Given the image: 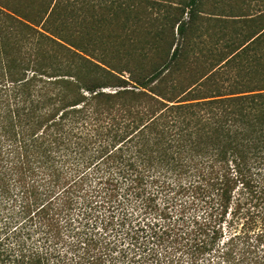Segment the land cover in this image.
<instances>
[{
  "label": "trees",
  "instance_id": "1",
  "mask_svg": "<svg viewBox=\"0 0 264 264\" xmlns=\"http://www.w3.org/2000/svg\"><path fill=\"white\" fill-rule=\"evenodd\" d=\"M66 1L0 0V264H264V24L93 39Z\"/></svg>",
  "mask_w": 264,
  "mask_h": 264
},
{
  "label": "rangeland",
  "instance_id": "2",
  "mask_svg": "<svg viewBox=\"0 0 264 264\" xmlns=\"http://www.w3.org/2000/svg\"><path fill=\"white\" fill-rule=\"evenodd\" d=\"M103 3L106 10L90 9L76 16L87 18L90 31H102L87 38L93 39H168L170 24L179 7L187 0H87ZM72 4V1H66ZM129 7L125 12L122 9ZM60 15L68 11L63 7ZM264 13V0H204L200 6L194 28L187 39H249L259 31L264 21L248 22ZM75 16V17H76ZM187 16L185 15V19ZM104 20L102 27L96 28L91 21ZM92 25H94L93 28ZM170 39V38H169ZM264 253V245H263Z\"/></svg>",
  "mask_w": 264,
  "mask_h": 264
}]
</instances>
